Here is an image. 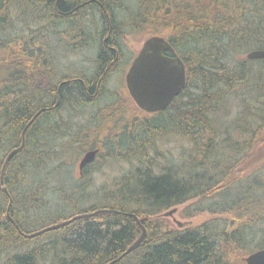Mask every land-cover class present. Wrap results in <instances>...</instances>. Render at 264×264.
Wrapping results in <instances>:
<instances>
[{"label": "trees", "instance_id": "1", "mask_svg": "<svg viewBox=\"0 0 264 264\" xmlns=\"http://www.w3.org/2000/svg\"><path fill=\"white\" fill-rule=\"evenodd\" d=\"M122 1L129 7L124 9ZM86 10L99 15L103 34L109 28L123 34L126 27L146 39L165 38L183 61L186 86L162 112L144 114L136 108L112 147L113 139L101 144L93 140L86 147L108 146L106 157L111 161L142 167L113 191L95 193L96 202L85 206L89 199L80 202L99 154L74 182L72 192L79 199L74 201L73 193L66 197L67 215H40L51 206L45 199L52 160L47 140L65 129L69 109L79 111L90 101L80 82L59 87L60 76L52 68L53 48L49 49L53 58L47 51L41 58L46 63L42 73L34 69L33 52L28 50L34 46L31 35L25 36L19 50H5L10 60L24 63V71L7 75L0 62V171L4 157L22 139L23 147L7 163L5 191L0 190V264H244L246 255L264 249V81L260 79L264 73L257 71L253 101L243 103L237 119L218 138V126L208 118L219 110L229 88L249 82L246 74L253 64L264 67V60H238L251 50H264V0H0V25L7 24L12 14L29 15L53 36L62 29L79 42L76 37L81 41L84 36ZM124 11L125 25L120 22ZM7 34L4 30L5 38ZM5 42L0 43V52ZM10 43L17 45L15 40ZM116 50L122 51L119 43ZM105 52L95 55L92 78L114 66V53ZM38 77H50L41 89L35 86ZM189 88L197 93H189ZM49 100L53 104L58 100L59 105L36 115ZM167 136L186 137L192 148L183 169L163 165L160 173H153L154 166H161L158 159H164L156 151V141ZM175 207H182L179 213L184 218L202 213L209 218L178 229L161 216ZM132 215L140 219L147 235L135 251L120 258L140 234ZM63 221L69 223L30 237ZM254 237L260 241L250 252L247 244Z\"/></svg>", "mask_w": 264, "mask_h": 264}, {"label": "rangeland", "instance_id": "2", "mask_svg": "<svg viewBox=\"0 0 264 264\" xmlns=\"http://www.w3.org/2000/svg\"><path fill=\"white\" fill-rule=\"evenodd\" d=\"M123 4L124 9L129 7L127 2H123ZM95 13L94 10H86V12L82 14V16L87 18V21L85 20L86 22H84V36L81 41L78 36L76 37V40L79 42L73 41L68 34L63 33L64 30L62 29L57 32L58 34L56 36H50L48 29L45 30V24L42 22L38 23L34 21L29 15L19 16L12 14L11 17L8 18L9 23L7 22L5 25H0V28L6 30L8 33L7 35H9L5 38V36H3L4 30L0 29V38L7 41L5 42L7 45L3 47L0 52V62H3L5 59L12 61L9 58L10 54H4L6 53L5 50L9 53L10 51L15 52L19 50L18 48L21 47V43L26 40L25 36L31 35L33 44H37L38 41V43H41L40 45L49 44L50 48L55 50V59L52 68L55 69L58 76L61 74L64 76L76 77L77 75H85L86 79L92 78L95 67L94 58L100 43L98 37L101 29L100 17ZM125 13H127V11L122 13L121 19L119 18L121 24L124 25L128 21L126 20ZM30 30L36 32V35L30 34ZM122 32L123 34L118 33L116 36V40L118 39L116 42L121 45L123 53V57L121 58L123 59V64L116 71H112L113 74L110 79L104 83V91L106 93L103 95L104 97L101 102L98 101L97 105L91 104V106L83 108H87V110L80 109L78 111L69 109L65 119L66 123L65 121L63 122L65 129L62 128V132L58 133L57 136H51L49 140H47V148L49 149L48 152H50V156H52V160L49 161L47 166V171L51 172L49 173V185L45 199L51 206L48 209L42 210L40 215L48 213L52 215L57 213L59 217L67 215L65 208H67L69 204L66 203V197L68 194L71 195L73 193L72 190L75 188L74 182L77 183L79 181L80 174L78 164L85 152L89 151L86 149L88 143L93 140L100 143L103 139L108 141L117 139L116 135L121 133V128L123 129L124 125L128 127V122H132V119L136 115L134 107H137L131 102L127 94L124 74L122 72L124 67L127 70L131 59L137 54L146 38L140 33H132L130 29L126 27H124ZM22 37L23 39H21ZM8 38L10 39L9 41ZM99 38L101 40L102 37ZM2 40L0 43H2ZM14 40L17 41L16 46H12L13 43H10ZM245 56L246 54H242L238 60L246 59ZM1 64L2 63H0V66ZM262 67L263 65L257 66L253 64L251 72L246 74L249 82L229 88L225 94L224 101L221 102L223 104H219L221 105V107H218L219 110L212 115L209 114L210 117L208 119L212 120L215 126H218V132H220L216 138L221 136V133L224 131L222 129L230 126L231 122L237 119V115L243 108V103L245 101H253L250 95L255 93L254 85L258 76L256 75L258 73L257 71L261 70L260 72L264 73V67ZM260 79L264 81V74ZM249 83H251L250 86H247ZM189 93H197V90L195 88H189ZM103 106L105 109L95 114L96 109ZM115 142H117V140L112 141L110 147L115 145ZM191 148L192 146L186 137H181L180 139L175 136L159 138L156 141V151L158 150L157 152L161 153L164 159H158L162 161L161 166L160 168L154 166L152 172L155 171L153 173H160L163 165L171 170H175L178 166L183 169L184 163L188 158L187 153ZM95 149L98 151L95 160L98 158L99 154L100 156L96 161V165L92 166L89 171L90 185L85 192L86 195L82 197L80 202L81 204L85 199H89L85 206L96 202L95 193L99 194L103 190L113 191L117 186H120V182L123 181V179L129 178L137 167H142V165L140 166L137 163L128 164L111 161L110 158L106 157V152L109 149L108 146L107 148L104 146L102 150H100V148ZM149 155L153 158H157L155 152H150ZM74 193L73 200L77 201L79 195ZM208 202L209 200L202 201L201 203L202 205H206ZM181 208L182 207H178V210H181ZM174 217L178 221L194 226L207 220L209 215L207 213H202L191 218H184L179 211H177ZM259 241V238L255 239L254 237V240L247 244V249L250 251L257 246L255 243ZM231 259L232 258L229 257L230 262Z\"/></svg>", "mask_w": 264, "mask_h": 264}, {"label": "water", "instance_id": "3", "mask_svg": "<svg viewBox=\"0 0 264 264\" xmlns=\"http://www.w3.org/2000/svg\"><path fill=\"white\" fill-rule=\"evenodd\" d=\"M247 60H264V50H253L246 55ZM186 85V70L183 61L175 54L170 43L163 37L152 36L145 39L134 60L132 61L126 75L125 86L127 92L138 109L148 114H155L164 111L176 98ZM22 143L18 148L11 150L1 167L0 190L5 191L4 170L13 155L21 150ZM97 150L85 152L78 164L81 171L84 167L93 163L97 155ZM178 207L172 208L161 214L164 218H169L176 228L185 229L191 227L188 223H183L175 219ZM133 216V215H132ZM136 224L140 228L139 236L129 245L120 258L135 251L145 240L147 232L140 219L133 216ZM69 221L47 227L39 232L33 233L30 237H35L49 230L58 229L67 225ZM233 221L230 222V225ZM244 264H264V249L254 251L246 255ZM112 261L108 264H114Z\"/></svg>", "mask_w": 264, "mask_h": 264}, {"label": "flooded vegetation", "instance_id": "4", "mask_svg": "<svg viewBox=\"0 0 264 264\" xmlns=\"http://www.w3.org/2000/svg\"><path fill=\"white\" fill-rule=\"evenodd\" d=\"M102 32H103V29L101 28L100 32H99V37H102L101 38L102 41H101V43H99V46L97 47L96 54L100 50L102 51L103 49L106 51L105 54L108 51L109 52H113L114 53V57H113L112 62L115 63L114 66L111 69H109V70L106 69L105 70L106 73L104 71V73L98 74L99 76L96 75L95 77L90 78V79H86L85 75H77V77L76 76H68V75H66V76H64V75L61 76L60 75V77H58V79L60 80L59 87L61 86V84L69 85V84H72L74 82H80L82 84V87H83L85 98H87V100L90 101V105H88V106H91V104L97 105L98 101L101 102V98H102L103 94L106 93L103 90V89H105L104 88V83L110 79L111 75L113 74L112 71H116L123 64V59L121 58V57H123V53H122V51L119 52L118 50H116V45H117V42H116L117 41L116 40L117 34H116V32L114 33L112 28H109V30L106 33H104V34ZM48 33H49L50 36H53L51 34V32L48 31ZM99 37H98V39L100 40ZM40 44L41 43H38V41H37V44H34L33 48L32 49L29 48L28 50L33 52V61H34V64H35L34 69H36L37 72L42 73L43 71H42V66L41 65L42 64L45 65L46 63L41 58H43V56L46 54V51L48 52V54L52 58H53V54L49 50L50 49V45L49 44H45L43 46L40 45ZM135 56H134V58H135ZM134 58L131 59L129 65L127 67V70H126L125 67L123 68V72L122 73L124 74V81H125V75H126L128 69H129L132 61L134 60ZM2 63H3L2 66L5 69V72L6 73L8 72L10 76L17 75V73H20V72L24 71V70H22V69H24V63H22L21 60H15L13 62V61H9V60L5 59V60H3ZM49 64H51V63H49ZM36 71H35V73H36ZM8 73H7V75H8ZM10 76H8L7 78H9ZM44 78L45 79H43V77L34 78L35 86H36L37 89H39V88L41 89L43 87L42 84H43L44 81L49 82L48 80L50 79V77L49 78L44 77ZM53 86H54V84H52V87ZM125 88H126V86H125ZM48 89H50V87H48ZM127 94H128V92H127ZM130 100H131V98H130ZM57 101H55L54 104L50 100L46 101L45 103H43V104H45V106L42 107V108H39L37 110L36 115L38 113H40V112L42 114H48L49 112L54 110L59 105V103ZM92 108H95V107H92ZM104 109H105L104 106L96 109L95 114H97L98 111H102ZM135 109L136 108L134 107V110ZM82 110H87V108L82 109ZM139 111H141V110H139ZM141 112L144 113V114H147V113H145L143 111H141ZM126 127L127 126L124 125L123 129H125ZM82 172H83V170H81V171L79 170V174L80 175L82 174Z\"/></svg>", "mask_w": 264, "mask_h": 264}, {"label": "bare ground", "instance_id": "5", "mask_svg": "<svg viewBox=\"0 0 264 264\" xmlns=\"http://www.w3.org/2000/svg\"><path fill=\"white\" fill-rule=\"evenodd\" d=\"M86 6H88V5H86ZM251 51H252V50H251ZM251 51H250V52H251ZM248 53H249V52H248ZM260 61H261V60H260ZM262 61H263V60H262ZM185 86H186V85H185ZM179 97H180V96H179ZM147 114H148V113H147ZM20 142H21V141H20ZM5 156H6V155H5ZM4 158H5V157H4ZM89 165H90V164H89ZM1 166H2V165H1Z\"/></svg>", "mask_w": 264, "mask_h": 264}]
</instances>
